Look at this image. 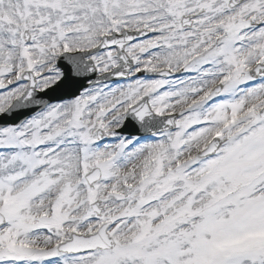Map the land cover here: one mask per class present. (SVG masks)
Segmentation results:
<instances>
[{"label":"snow or ice","instance_id":"obj_1","mask_svg":"<svg viewBox=\"0 0 264 264\" xmlns=\"http://www.w3.org/2000/svg\"><path fill=\"white\" fill-rule=\"evenodd\" d=\"M0 264H264V0H0Z\"/></svg>","mask_w":264,"mask_h":264}]
</instances>
